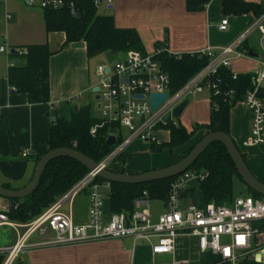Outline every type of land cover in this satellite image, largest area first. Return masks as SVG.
<instances>
[{
    "label": "crops",
    "instance_id": "1",
    "mask_svg": "<svg viewBox=\"0 0 264 264\" xmlns=\"http://www.w3.org/2000/svg\"><path fill=\"white\" fill-rule=\"evenodd\" d=\"M30 1L31 5L28 3ZM40 1L0 0V48H6V53L0 51V184L13 190L23 189L29 184L38 159L49 153L46 142L50 137L52 113L59 105L69 103L72 107L75 101L84 102L88 99L87 94H90L97 109V94L93 90L100 82L97 68L102 65L101 62L88 58L85 43L65 45V33H47ZM244 1L264 7V0ZM112 4L108 7L106 0H102L98 15H111L118 29L138 32L146 54L153 53L157 46L166 47L173 54H191L209 46L223 47L250 31L258 20L252 13L237 17L224 15L220 0H210L202 11L193 12L188 10L187 0H112ZM226 17L229 19V26L227 31L221 32L218 26ZM250 36L244 43V49L251 56L232 61L229 70L234 75H250L259 68L263 56L261 34L260 53L256 50V45L250 43ZM43 45L52 53L48 62L50 102L31 104L27 94L13 89L8 74L13 65L19 63L18 56L28 52L27 47ZM11 50H15L17 54H12ZM188 101L190 104L183 112L184 114L188 110L184 115L185 122L178 124L191 133L194 126L210 123V93L205 91ZM80 106L92 108L89 103H82ZM230 116V138L244 155L251 173L264 183V148L245 145L251 132L250 111L239 101L231 109ZM157 133L159 144L170 141L169 130ZM205 134L204 130H199L182 146L154 154L147 143L134 141L122 155L123 161L116 160L110 171L140 174L167 168L180 162ZM25 149L32 151L28 158L22 157ZM183 203L187 205L189 201L184 199ZM0 205L4 210H9L11 206L9 201L1 198ZM165 212L166 210L163 213ZM78 216L79 222H84L86 212L85 216ZM16 238L14 233L11 247L16 243ZM138 243L127 238L70 247L28 249L13 264H157L158 256L153 257L150 246H139ZM176 248L174 255L162 256L170 258L163 264H170L172 261L185 264L198 262L200 254L195 238H179ZM3 257L2 263L5 259Z\"/></svg>",
    "mask_w": 264,
    "mask_h": 264
},
{
    "label": "built area",
    "instance_id": "2",
    "mask_svg": "<svg viewBox=\"0 0 264 264\" xmlns=\"http://www.w3.org/2000/svg\"><path fill=\"white\" fill-rule=\"evenodd\" d=\"M101 2L96 0L95 5L99 6ZM28 3L32 4L31 1ZM107 4L111 7L112 1L107 0ZM63 5V0L40 1L42 9H60ZM70 7L74 8V5L70 4ZM228 26L229 19L226 17L218 30L225 32ZM255 29L261 34L263 56L259 68L253 73V89L246 93L242 101L252 116L250 137L245 145L264 148V101L260 97L264 89V15L250 31L229 45L209 46L205 50L188 53L204 56L209 59V63L178 91L171 89L170 75L158 60L163 53L173 54L166 47L151 54L130 52L111 65H99L97 75L100 82L98 92L95 93L100 96L96 106L102 118L101 122L90 129V135L96 137L99 129L111 125L109 135H115L117 143L108 156L97 162L99 167L96 171L85 175L26 224L10 220L7 215L9 210H4L0 205V229H12L17 235V241L12 247L0 246V255L5 256L2 264H13L28 249L70 247L127 238L134 243H147L153 257L171 256L177 251L178 239L185 237L196 239L200 255L210 253L228 264H239V260L249 261L250 258L256 260L252 263L264 264V197L255 199L247 195L235 198L228 205L210 204L204 209L190 203L183 205V195L187 189L208 177L205 173L188 170L171 183L170 193L166 201H163L166 212L154 221L147 191L134 201L132 211L108 216L104 205L111 194V183L97 181L98 172L101 169L110 170L111 165L132 142L158 143V131L166 130L170 124L179 127L173 118V111L184 100L214 88L221 90V82H213L212 78L219 69H230L233 60L250 56L243 48ZM0 51L6 53V48L2 47ZM154 93L166 95L167 100L152 112L150 98ZM139 95L144 98L137 99ZM124 128L129 130L125 140L120 134ZM23 152V158L32 154L30 149ZM83 199L86 202V217L84 222H79L74 207L78 200ZM170 264L185 263L172 261Z\"/></svg>",
    "mask_w": 264,
    "mask_h": 264
},
{
    "label": "trees",
    "instance_id": "3",
    "mask_svg": "<svg viewBox=\"0 0 264 264\" xmlns=\"http://www.w3.org/2000/svg\"><path fill=\"white\" fill-rule=\"evenodd\" d=\"M63 1V8L49 7L43 9V20L47 33L61 32L67 35L65 45L85 43L89 59L100 54H109L115 59H122L130 52L146 54L138 32L132 29H118L111 15H98L96 0ZM220 1L224 15L237 17L252 13L257 19L264 15V7L260 4L247 3L244 0ZM187 2L188 10L193 12L202 11L210 0H187ZM70 4L74 5V8H71ZM72 10L75 11V14ZM26 49L28 52L26 54L21 53L18 56L19 63L10 69L8 80L13 89L28 95L31 104H48L50 102L48 62L52 53L46 45L27 47ZM157 49L164 48L157 46ZM158 60L161 61L163 69L170 75L173 91L181 89L187 81L195 77L196 73L209 63V59L204 56H194L187 53L180 55L163 53ZM212 81L225 82L227 90L225 92L219 88L210 90V123L205 126H194L191 133L187 132L183 126L168 125L166 130L171 133L170 141L167 144L151 143L150 148L153 154L168 148L175 149L182 146L193 138L199 130H204L206 136L212 132H220L230 136L231 109L239 101L242 102L246 93L253 89L254 75L239 74L235 76L229 69L221 68L212 78ZM260 97L264 101V89L260 92ZM51 122L50 137L46 142L49 152L55 149H74L88 156L94 162H100L113 150V147L108 148L105 144L110 136V131H112L110 130L111 125L99 129L96 137L90 135V129L101 120L92 115V108L89 106L80 107L78 112H75L69 103L61 104L58 109L53 111ZM241 155L245 159L244 155ZM119 160H122V156ZM189 171L202 172L208 175L204 181L192 185L183 195V199H187L190 204L197 208L204 209L210 204L218 206L231 204L234 200L232 188L235 180L243 183L227 150L219 143H213ZM88 173L89 171L85 166L73 159L59 158L53 160L49 163L40 179L37 190L33 194L24 200L9 201L11 204L7 213L9 219L20 224H26V222L40 215L59 196L81 181ZM176 178L155 181L151 184H141L140 186L111 183V194L104 205L105 212L111 216L113 213L132 211L134 201L141 198L144 191L149 193L151 201H166L170 193L171 183ZM97 181L103 182L104 180L97 177ZM3 187L9 189L7 186ZM247 192L255 199L262 197L249 188H247ZM3 258L0 256V264ZM244 261V264H255L247 259ZM192 264L228 263L223 262L216 255L206 253L201 254L198 262Z\"/></svg>",
    "mask_w": 264,
    "mask_h": 264
},
{
    "label": "water",
    "instance_id": "4",
    "mask_svg": "<svg viewBox=\"0 0 264 264\" xmlns=\"http://www.w3.org/2000/svg\"><path fill=\"white\" fill-rule=\"evenodd\" d=\"M12 54H17L15 50H11ZM251 56V55H250ZM253 56V54H252ZM220 88L222 92H225L227 88L225 87V82L221 83ZM93 92H98L97 87L94 88ZM100 96L96 95L95 100H99ZM143 99L144 96L139 95L137 99ZM167 100L166 95L161 94H152L150 98L151 111H156L163 103ZM189 101L184 100L180 106H178L173 111V118L180 120L183 112L189 106ZM78 107L74 108L75 112H78ZM117 143V137L115 135H110L106 140V147H114ZM219 143L225 147L227 150L230 159L233 161L237 174L243 181V184L251 189L253 192L258 193L264 197V183H262L254 174L249 170L245 159H243L240 151L237 146L233 143L229 135H225L220 132H212L211 134L205 136L201 139L195 148H193L187 155L180 160V162L170 165L167 168L159 169L155 171L143 172L140 174H122L116 173L112 170L101 169L98 172V177L103 179L106 182L120 184V185H133L140 186L141 184H151L155 181H165L170 178L179 177L188 171L198 160V158L213 144ZM59 158H70L76 161L77 163L85 166L89 172H94L98 169L99 165L97 162H94L91 158L81 154L74 149H55L46 155H44L37 163L33 176L29 184L25 188L20 190L6 189L0 184V198L6 201H16L24 200L26 197L33 194L39 184L40 179L45 173L49 163L53 162L55 159ZM263 256V254H262ZM249 261L255 262L254 258H250Z\"/></svg>",
    "mask_w": 264,
    "mask_h": 264
},
{
    "label": "rangeland",
    "instance_id": "5",
    "mask_svg": "<svg viewBox=\"0 0 264 264\" xmlns=\"http://www.w3.org/2000/svg\"><path fill=\"white\" fill-rule=\"evenodd\" d=\"M98 1L100 2L101 0H98ZM106 4H107V0H106ZM99 6H100V4H99ZM99 6H97V8ZM107 6H108V4H107ZM250 35H251L250 39H249L250 43L251 44L253 43L254 45H256V50L260 53V45H261V43H260V34H259V32L257 30L256 31H252L250 33ZM94 59H98V61L101 62L102 65H107V66L109 64L111 65L113 61H117L115 58L111 57L109 54L108 55L100 54V55H97V56L93 57L91 60H94ZM87 98L88 99L85 100L86 102L85 101L83 102L82 100H80V102L75 101L73 103L72 107L73 108H75V106L76 107L77 106L81 107L80 105H82V103H89L92 106V115L94 117L102 118V113L98 109H96L95 101L92 98V96L90 94H87ZM185 113L182 115L180 120H176L177 123H181L182 124V122H185L184 121ZM120 134L122 135V139L125 140V138L129 136V130L124 128V129H122L120 131ZM147 145H150V143H147ZM232 189H233V199L248 195L246 186L243 183H241L240 181H238L237 179L235 180ZM183 205H184V203H183ZM150 206H151L153 220L159 214H161V213H163L165 211V206L163 205V201H160V200L151 201L150 202ZM74 208H75V213L77 215L79 214L81 216H83V215L85 216V212L87 211V208H86V204H85L84 199L83 200H78L75 203V207ZM13 236H14V232L12 231V229L11 230L4 229V228L0 229V246L1 247H9L12 244L11 241L13 240ZM138 245L139 246H142V245L143 246H148V244L143 242V241L139 242ZM169 260H170V258L158 256L157 264L167 263ZM244 262L245 261L243 259L239 260V264H244Z\"/></svg>",
    "mask_w": 264,
    "mask_h": 264
}]
</instances>
